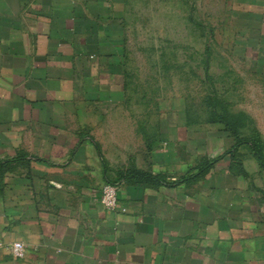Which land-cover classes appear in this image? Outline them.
Returning <instances> with one entry per match:
<instances>
[{
	"label": "crops",
	"instance_id": "obj_1",
	"mask_svg": "<svg viewBox=\"0 0 264 264\" xmlns=\"http://www.w3.org/2000/svg\"><path fill=\"white\" fill-rule=\"evenodd\" d=\"M208 2L264 60V0ZM127 5L0 0V264H264L256 160L187 111L138 125L119 108ZM106 183L126 213L102 206Z\"/></svg>",
	"mask_w": 264,
	"mask_h": 264
},
{
	"label": "rangeland",
	"instance_id": "obj_2",
	"mask_svg": "<svg viewBox=\"0 0 264 264\" xmlns=\"http://www.w3.org/2000/svg\"><path fill=\"white\" fill-rule=\"evenodd\" d=\"M212 8L208 0H128L119 108L135 112L138 125L145 117L155 125L165 111H187L202 126L212 110L241 115L232 123L264 155L263 57L232 46L224 8Z\"/></svg>",
	"mask_w": 264,
	"mask_h": 264
},
{
	"label": "trees",
	"instance_id": "obj_3",
	"mask_svg": "<svg viewBox=\"0 0 264 264\" xmlns=\"http://www.w3.org/2000/svg\"><path fill=\"white\" fill-rule=\"evenodd\" d=\"M224 115L225 116H218L217 113L212 110L209 113L207 123L221 126L222 131L234 139L235 144L232 151L235 152L239 147H243L256 160L260 169L264 173V155L259 152V148L251 140L246 141L241 138L239 132H241L242 127L234 124L237 122L234 118H241V115H229L228 113ZM232 120H234V123H232ZM232 151L230 150L227 153L232 154ZM217 160L218 159L210 161L201 172L210 168V166H212V164H214ZM130 175H132V179L141 183L156 184L161 182L163 179L161 176H153L149 173L138 171H133Z\"/></svg>",
	"mask_w": 264,
	"mask_h": 264
},
{
	"label": "built area",
	"instance_id": "obj_4",
	"mask_svg": "<svg viewBox=\"0 0 264 264\" xmlns=\"http://www.w3.org/2000/svg\"><path fill=\"white\" fill-rule=\"evenodd\" d=\"M118 185L106 183L102 187L100 202L102 206L109 212L126 213V209L120 205L118 198ZM25 248L19 242L13 243L11 253L13 258L22 259L24 257Z\"/></svg>",
	"mask_w": 264,
	"mask_h": 264
}]
</instances>
